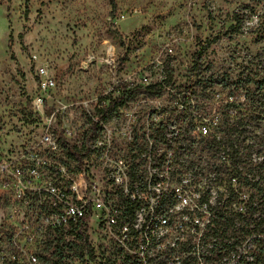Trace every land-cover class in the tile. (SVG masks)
I'll list each match as a JSON object with an SVG mask.
<instances>
[{
    "label": "rangeland",
    "instance_id": "obj_1",
    "mask_svg": "<svg viewBox=\"0 0 264 264\" xmlns=\"http://www.w3.org/2000/svg\"><path fill=\"white\" fill-rule=\"evenodd\" d=\"M259 10L254 0H0V264H85L68 234L40 226L37 192L49 183L68 187L85 173L98 198L114 190L121 160L146 167L151 155L185 162V152L200 167L170 168L180 173L163 174L166 187L191 177L216 205L224 188L208 180L211 154L201 151L211 133L194 120L203 108L212 112L218 141L232 138L236 114L254 119L257 127L240 137L237 162L244 176L259 172L264 17L252 19ZM47 78L54 86L44 90ZM47 133L58 140L56 151L42 143ZM96 142L110 148L108 156ZM21 167L39 175L18 178ZM96 223L89 227L93 245ZM215 242L207 238L202 256L183 260L251 263L230 253L229 242Z\"/></svg>",
    "mask_w": 264,
    "mask_h": 264
},
{
    "label": "built area",
    "instance_id": "obj_2",
    "mask_svg": "<svg viewBox=\"0 0 264 264\" xmlns=\"http://www.w3.org/2000/svg\"><path fill=\"white\" fill-rule=\"evenodd\" d=\"M254 1L260 10L252 19L258 23L264 17V0ZM42 86L48 90L54 82L47 78ZM34 105L44 114L43 99L36 98ZM201 128L208 134L205 127ZM71 134L67 130L66 136ZM42 143L54 151L59 147L58 140L49 133L43 136ZM96 143L98 148L108 150V156L110 148L102 142ZM171 160L166 162L151 155L146 167L125 160L115 163L114 190L100 192L98 198L91 197L97 189L88 183L85 173L68 187L47 184L37 192L40 226L68 234L72 238V252L78 247L85 264H189V258L187 263L183 260L185 256H192L196 261L195 256H202L201 248L211 237L213 212L210 206L214 205L191 177H180L170 188L166 187L168 178L163 174H178L170 172ZM166 164L167 167H160ZM159 168H162L161 174ZM16 174L18 178L39 175L36 168L24 167L18 168ZM18 194L26 196V188ZM95 217L98 245L89 240V227Z\"/></svg>",
    "mask_w": 264,
    "mask_h": 264
},
{
    "label": "trees",
    "instance_id": "obj_3",
    "mask_svg": "<svg viewBox=\"0 0 264 264\" xmlns=\"http://www.w3.org/2000/svg\"><path fill=\"white\" fill-rule=\"evenodd\" d=\"M194 120L211 133L208 138L201 140L204 143L201 151H208L211 154L209 157L218 161V164L213 165L212 160H209L206 164L212 167L211 174H214V180H208L224 188V191L219 192L222 198L216 205L210 206L213 212L210 236L217 242H229L230 253L236 258L248 256L251 259L250 264H264V162L259 172L251 170L246 176L237 162L240 137L251 134L257 127L256 123L251 116L236 114L235 121L231 124L235 130L232 138L218 141L213 133L215 131L212 130L215 128L212 112L208 108L199 110ZM195 150L196 147L191 146V153ZM183 157L192 168L200 167V163L186 159L185 152ZM185 162H180L175 157L168 167L182 170ZM171 169L172 173H180ZM245 244H248V248L244 247Z\"/></svg>",
    "mask_w": 264,
    "mask_h": 264
}]
</instances>
